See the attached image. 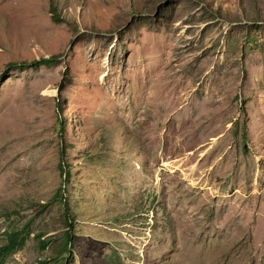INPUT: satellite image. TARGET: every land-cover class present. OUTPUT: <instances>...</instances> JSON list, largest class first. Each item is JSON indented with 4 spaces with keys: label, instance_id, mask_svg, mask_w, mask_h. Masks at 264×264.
<instances>
[{
    "label": "rangeland",
    "instance_id": "obj_1",
    "mask_svg": "<svg viewBox=\"0 0 264 264\" xmlns=\"http://www.w3.org/2000/svg\"><path fill=\"white\" fill-rule=\"evenodd\" d=\"M13 230L3 264H264V0H0Z\"/></svg>",
    "mask_w": 264,
    "mask_h": 264
},
{
    "label": "trees",
    "instance_id": "obj_2",
    "mask_svg": "<svg viewBox=\"0 0 264 264\" xmlns=\"http://www.w3.org/2000/svg\"><path fill=\"white\" fill-rule=\"evenodd\" d=\"M56 9L54 8V11ZM56 14V12H55ZM56 20L60 21V18L58 16H54ZM56 57H50V58H42L39 61L36 60L32 62L31 64L34 67H39L41 64H46L47 66H50L54 63ZM30 63H22L20 64L21 67H27L31 65ZM60 110V109H59ZM64 174L67 178L70 177V172L68 169H65ZM23 232L20 230H13L5 233V239L6 242L2 245H0V264H3L7 257H9L12 253H14L19 248L23 247L25 244L26 237L22 234ZM44 244V242H43ZM45 245H43L44 247ZM41 264H45V262H41Z\"/></svg>",
    "mask_w": 264,
    "mask_h": 264
}]
</instances>
